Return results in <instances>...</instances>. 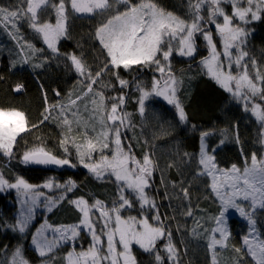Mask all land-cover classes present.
<instances>
[{
	"label": "snow or ice",
	"instance_id": "1",
	"mask_svg": "<svg viewBox=\"0 0 264 264\" xmlns=\"http://www.w3.org/2000/svg\"><path fill=\"white\" fill-rule=\"evenodd\" d=\"M223 4L232 5L231 14L225 11ZM49 10L54 13V23L51 18L41 19V14ZM70 10L74 14L87 13L93 18L101 17L92 37L105 53V58L96 69L84 61L83 53L78 56L75 52H59L58 41L68 35ZM261 14H264V0H188L189 19L167 10L159 0H16L14 4L0 5V29L16 41L20 53H25L20 63H31L32 68L37 69L49 61L44 49H38L25 40L20 31L23 21L42 37L47 49L51 50V56L63 55L82 77L79 92H70L67 104L45 107L39 123L50 119L55 111L57 126L62 129L59 145L65 155H71V145L76 150L77 159L89 172L97 179L111 178L116 185L115 199L109 202L93 198L89 203L83 196L68 201L80 213L77 223L53 227L45 220L36 228L31 239L41 264H54L55 250L62 243L77 241L82 231L91 238L89 247L76 252L73 246L66 256L67 264H138L133 245H138L143 253L153 258L150 264H182L181 250L173 242V231L168 222L175 220V216L162 213L155 197L149 195L150 191H156L153 177L159 164L154 159V153L145 151L141 157H137L132 143H125L127 132L132 128L131 114L123 111L125 95L106 96L105 89L110 85L99 86L100 81L111 72L122 93L129 82L120 78V69L132 71L134 66L137 70L154 68L158 78L156 75L152 77L150 88L137 82L140 93L137 98L138 111L143 115L146 101L152 96L162 97L177 110L179 121L187 123L185 106L178 95L184 78L173 71L171 57L177 52L181 56L194 58L196 39L203 37L209 56L200 63L207 70V75L233 99L244 101V110L250 111L264 124V71L246 50L249 33L241 26L260 20ZM212 26L220 38V50L217 49ZM37 54L42 59L33 63L32 59ZM16 64L15 60L11 62L12 67H16ZM23 87L17 84L14 91L20 92ZM111 87L115 89V85ZM55 94L60 95L58 91ZM85 115L88 119L82 120ZM37 127V124H29L23 111L0 107V154L11 159L17 138ZM192 127L195 129L196 126ZM76 134L79 135V142ZM212 134L211 131L200 132L198 153H177L186 167L195 161V168L190 173L192 179L186 177L172 182V187H178L179 195L188 202L182 215L194 217L196 211H204L198 205H192L190 189L196 179L210 178L205 190L218 202V214L210 217L215 227L205 228L196 219L195 227L191 229L192 235L202 233L207 236L212 264H219L217 246L220 249L228 248L231 236L226 214L230 209H236L246 218L249 234L243 236L242 246L232 245L235 255L231 257V264H249L248 257L255 264H264V239L255 238L258 235L256 212H264V156L253 152L250 157L244 156L242 168L233 163L229 169H222L216 162V149H210L206 143ZM236 140L239 142L238 134ZM97 156L98 159L95 158ZM21 162L71 165L69 158H59L44 147L25 151ZM179 167L175 159L166 165L169 169ZM54 186L64 188V193L55 198L45 197L44 206L49 212L66 199V193L76 186L74 181L69 180L65 185H53L49 181L40 186L30 184L22 176L16 177L15 182H9L0 172V191L15 189L18 196L24 197L22 204L29 205L15 218V223L7 227L25 233L35 206L44 196L39 188ZM127 210L137 211L138 215H123ZM49 229L51 239L45 234ZM176 230L179 231V227ZM162 240L165 242L161 249L158 242ZM10 264H31L23 253V245L15 247Z\"/></svg>",
	"mask_w": 264,
	"mask_h": 264
},
{
	"label": "trees",
	"instance_id": "2",
	"mask_svg": "<svg viewBox=\"0 0 264 264\" xmlns=\"http://www.w3.org/2000/svg\"><path fill=\"white\" fill-rule=\"evenodd\" d=\"M14 3L16 0H0V5L7 6ZM159 3L169 11L190 18L187 16L188 0H159ZM222 7L231 10L232 5L223 4ZM261 15L260 20L252 21L245 27L249 33L246 50L255 57L261 70L264 71V14ZM50 18L51 22L54 23V13L51 10L41 14L42 20ZM100 20L101 17L99 16L95 18L80 16L70 10L68 35L58 43L59 52L61 54L75 52L78 56L83 53L84 61L96 69L105 58V53L101 51L100 45L92 37ZM21 25L20 31L25 40L38 49H44V55L49 56V61L44 67L37 69H33L31 63H20L19 61L25 53H20L16 41H13L3 29H0V78H2L0 79V107L16 108L27 113L43 87L54 92L58 91L60 95L57 98L60 103H67L69 93H77L76 90L82 77L70 66V61L65 60L63 55L51 56V50L47 49L42 37L35 34L26 22L22 21ZM213 35L218 44L217 48L220 49L219 39L214 31ZM196 45L197 51L194 58L181 56L177 52H174L171 57L173 71L178 76L189 73L192 77L188 84L183 85L184 87L179 94L188 116L187 123H181L177 110L165 100L157 97H152V102L148 104L143 115L138 111L137 98L140 93L136 87L137 82L150 88L152 77L156 75L158 78L154 68L137 70L134 66L132 71L120 69V78L129 82L128 86L123 88L122 93L111 72L103 77L99 86L110 85L105 89V95L108 97L119 94L125 95L123 111L131 114L132 124L131 130L127 132L128 139L125 140V143H132L137 157H141L145 151L154 153V159L158 162L159 167L153 177L156 191H150L149 195L155 197L162 213L175 216V220L168 222L173 231V242L181 250L182 264H212V252L207 248V236L202 233L194 236L191 229L195 227L194 221L196 219H199L205 228L214 227V222L210 217L218 214L216 211L218 202L213 195L205 190L207 184L210 183V178L200 177L194 181L190 189L191 203L194 207L198 205V208L204 211H196L194 217L182 215L188 202L179 195L178 187L176 189L172 187V182L184 180L186 177L192 179L190 173L195 168V161L186 167L180 162L177 153H198L200 132L211 131L213 134L210 136L212 139L209 138L210 148L220 147L215 152L218 165L221 168H229L235 163L242 168L244 156L250 157L253 152L264 156V124L258 121L250 111L244 110V101L233 99L230 93L207 75L200 62L209 56V49L203 37H197ZM41 59L42 57L37 54L32 62L38 63ZM13 60L17 61L16 67L11 66ZM17 84L24 86L20 92L14 91ZM111 85H115V89ZM56 116L57 113L53 111L51 118L34 135V147H44L59 158H69L71 165L75 166L65 167L56 172H48L26 168L17 157L18 164L14 167L10 165V169L3 166L4 161L0 164L4 168L5 175L7 174L11 181L22 176L33 185L45 182L50 175H57L62 181L71 180L75 182L74 197L83 196L89 200V203L92 202L93 198L105 202L115 199L116 185L111 178L97 179L79 162L76 157V150L71 145H69L71 155H65L59 145L62 129L57 126ZM193 125L196 126L195 129H193ZM237 134L239 142L236 140ZM76 135L78 136V134ZM77 142H79L78 138ZM241 150H243V155ZM95 158L98 159L99 157ZM174 159L180 165L179 169L166 168V165L173 162ZM12 171L16 175L15 178H11V174H9ZM181 172L184 174L181 175ZM198 197L199 199H197ZM132 212L137 213L134 210H127L123 214L133 215ZM19 215L18 197L13 193H0V264H10L12 252L17 245H23V253L31 261V264H41L38 254L31 246V238L45 217L38 215L37 219L29 225L27 231L20 233L7 227V225L14 224L15 218ZM55 216L56 213L49 218L54 223L56 222V225H59L78 221L80 214L75 212L74 207L70 205L63 213H59L58 218ZM255 219L257 220L256 228L259 237L264 239V212L258 210ZM177 227H179V231L176 230ZM230 233L229 247L217 249L219 264H231V257L235 255L232 252V245L242 246L243 236L249 234L247 221L232 216ZM77 241L75 248L79 250L89 247L91 239L83 233ZM164 242L163 240L158 242L161 249ZM72 249L70 244L60 246L54 252V264H67L66 256ZM135 255L138 264H150L153 259L139 248L135 249ZM247 260L249 264H255L251 257H248Z\"/></svg>",
	"mask_w": 264,
	"mask_h": 264
},
{
	"label": "rangeland",
	"instance_id": "3",
	"mask_svg": "<svg viewBox=\"0 0 264 264\" xmlns=\"http://www.w3.org/2000/svg\"><path fill=\"white\" fill-rule=\"evenodd\" d=\"M244 6H246V5H244ZM225 11L226 12H228L229 14H231V12H232V8H231V10H229V9H227V8H225ZM176 14V13H175ZM78 15H80V16H91L90 14H87V13H84V14H78ZM176 15H178V14H176ZM179 16H181L182 18H186L185 16H183V15H179ZM186 19H189V18H186ZM241 26H244V27H246V25H243V24H241ZM213 28H214V26H212ZM214 31V33H215V29L213 30ZM217 36V35H216ZM213 37H214V35H213ZM64 37H62L61 39H63ZM217 38L219 39V41H220V38L217 36ZM60 39V40H61ZM60 40L58 41V43L60 42ZM58 43H57V47H58ZM219 44H220V42H219ZM218 45V44H217ZM220 48H221V44H220V46H219ZM218 49V48H217ZM218 50H220V49H218ZM203 69H205V68H203ZM206 70V69H205ZM206 72H207V70H206ZM178 76V75H177ZM178 77H183L184 78V83H183V85H185L186 83L188 84V81L192 78L191 77V75L189 74V73H185V74H182V75H180V76H178ZM181 86V88H180V91H179V93H178V95L180 94V92H181V90L183 89V87L184 86ZM79 89H80V84L78 85V87H77V90H76V92L78 93L79 92ZM56 92H54L53 90H51V89H49V88H47V87H43L42 89H41V92H40V94H39V96L37 97V99L35 100V102L33 103V105H32V107H31V109L29 110V112H27V113H25V115H26V117H27V119H28V121H29V124H37L38 125V127L36 128V129H34V130H29L28 132H26V133H22L21 134V136L20 137H18L17 138V144H16V146H15V148H14V156L11 158V159H9V158H7V157H5V156H3L2 154H0V164L4 161V167L5 168H7V169H10V165L12 166V167H14L16 164H18V161H17V157L19 158V162L21 163V158H22V155H23V153L25 152V151H28V150H31V149H34L35 147H34V143H33V137H34V135L37 133V131L39 130V128L41 127V126H43L45 123H46V121L44 122V123H42V124H40L39 122L41 121V119H42V114L44 113V109H45V107H48V106H50V105H57V104H59L60 103V101L58 100V98H57V95L55 94ZM45 94L47 95V102H45ZM152 97H156V96H152ZM150 98L147 102H145V112H146V110H147V106H148V104H150L151 102H152V99L153 98ZM180 97V96H179ZM157 98H160V99H162V100H164L162 97H157ZM259 102V101H258ZM65 104H67V103H65ZM81 109H83V106L81 105ZM144 112V113H145ZM154 116H156L155 114H153ZM158 118V117H157ZM88 119V117L85 115V116H83L82 117V120H87ZM90 135H91V133H90ZM77 138H78V140H79V135L77 136ZM209 138L210 139H212L210 136L206 139V143H207V145L209 146V148H210V145H209ZM221 139V138H220ZM221 140H223V139H221ZM220 147H213L212 149H219ZM211 149V148H210ZM45 150L46 151H49V150H47V148H45ZM216 152V151H215ZM215 154V153H214ZM258 156H260V154H258ZM217 162V161H216ZM250 163V162H249ZM22 164V163H21ZM218 164V163H217ZM3 166H1L0 165V172H3V174H4V178L5 179H7V180H9V182H15V181H11L10 180V178L8 177V175L6 174L5 175V171H4V168H3ZM72 165H66L65 167L66 168H70ZM219 166V165H218ZM238 166V165H237ZM220 167V166H219ZM231 167V166H230ZM229 167V168H230ZM221 168V167H220ZM229 168H222V169H229ZM9 174H11V178H15V173L12 171L11 173H9ZM49 181H51L52 183H53V185H56V184H59V185H65L67 182L66 181H62V180H60L59 179V177L57 176V175H50L49 177H48V179L45 181V182H43V183H41V184H38V185H40V186H42L44 183H46V182H49ZM76 185V184H75ZM75 189H76V186L75 187H73L72 188V190L70 191V192H67L66 193V199L64 200V201H62L61 203H59L56 207H54L53 208V210L51 211V212H49L48 210H47V208L44 206L45 205V203H46V200H45V197H53V198H55V197H58V196H60L61 194H63L64 193V188H56L55 186L54 187H52V188H43V187H40L39 188V191H41V192H43L44 193V196H41L40 197V201L37 203V205L35 206V208H34V212H33V216H32V219L30 220V222H29V225H31L36 219H37V217H38V215H40V216H42V217H45V219H44V221H43V223L45 222V220H47V222L49 223V224H52L53 225V227H56V226H60V225H69V224H75V223H77L78 221H73L72 223H69V224H59V225H56V222L54 223V221H51L50 220V218H49V216H51L52 214H55L56 213V216H55V218L57 217H59V213H63L66 209H67V207L68 206H70V205H72V204H70L68 201H70V200H75V199H77L78 197H74V195H75ZM0 193H3V194H10V193H13V194H15L17 197H18V201H19V207H20V213L22 212V211H26V209L28 208V204H22V200L24 199V197H22V196H18V193H17V191L15 190V189H5V190H3V191H0ZM85 198V197H84ZM86 199V198H85ZM73 206V205H72ZM74 207V206H73ZM74 211L75 212H78V210L74 207ZM79 213V212H78ZM133 213V212H132ZM80 214V213H79ZM124 215V214H123ZM129 215H131V214H129ZM129 215H126L125 214V216H129ZM138 214L137 213H133V215H131V216H137ZM63 216H65V215H63ZM232 216H237L238 218H240V219H243V220H245V221H247L246 220V218H244V217H242L241 215H240V213H239V211L238 210H236V209H230L229 210V212L226 214V222H227V227H228V229H229V232H230V219L232 218ZM56 220V219H55ZM150 222H153L154 223V221H151L150 220ZM214 227H215V223H214ZM86 234V232H81V236H82V234ZM46 235H48V238L49 239H51L52 238V235H51V230L49 229V230H47L46 231V233H45ZM257 234H258V231H257ZM87 235V234H86ZM88 237H90L89 235H88ZM217 238H219V235L217 234ZM250 238H252V237H250ZM256 239H260V237H259V234L255 237ZM91 239V238H90ZM77 242L78 241H75V242H65V243H62L60 246H62V245H65V244H70L72 247L73 246H75L76 244H77ZM31 246H32V248L34 249V245L31 243ZM59 246V247H60ZM58 247V248H59ZM88 248V247H87ZM87 248H82V249H79V250H76V248H75V251L76 252H79V251H81V250H86ZM133 248H134V250L136 249V248H139V246L138 245H133ZM217 249H219V246H217ZM57 250V249H56ZM55 250V251H56ZM66 263H67V260H66Z\"/></svg>",
	"mask_w": 264,
	"mask_h": 264
},
{
	"label": "water",
	"instance_id": "4",
	"mask_svg": "<svg viewBox=\"0 0 264 264\" xmlns=\"http://www.w3.org/2000/svg\"><path fill=\"white\" fill-rule=\"evenodd\" d=\"M22 165L26 168L45 170L48 172H56V171L62 170L66 166V165L58 166V165H53V164L42 165V164H35V163H28V164L22 163Z\"/></svg>",
	"mask_w": 264,
	"mask_h": 264
},
{
	"label": "flooded vegetation",
	"instance_id": "5",
	"mask_svg": "<svg viewBox=\"0 0 264 264\" xmlns=\"http://www.w3.org/2000/svg\"><path fill=\"white\" fill-rule=\"evenodd\" d=\"M133 254L135 255V250H134V248H133Z\"/></svg>",
	"mask_w": 264,
	"mask_h": 264
}]
</instances>
